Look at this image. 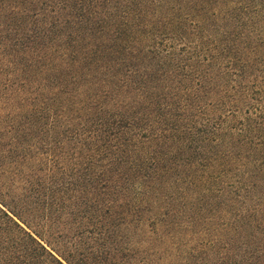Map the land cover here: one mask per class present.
<instances>
[{"label":"trees","instance_id":"16d2710c","mask_svg":"<svg viewBox=\"0 0 264 264\" xmlns=\"http://www.w3.org/2000/svg\"><path fill=\"white\" fill-rule=\"evenodd\" d=\"M0 264H264V0H0Z\"/></svg>","mask_w":264,"mask_h":264}]
</instances>
